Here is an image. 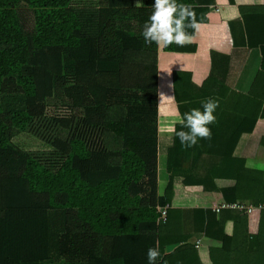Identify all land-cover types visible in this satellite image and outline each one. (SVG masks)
Segmentation results:
<instances>
[{
	"label": "trees",
	"instance_id": "obj_1",
	"mask_svg": "<svg viewBox=\"0 0 264 264\" xmlns=\"http://www.w3.org/2000/svg\"><path fill=\"white\" fill-rule=\"evenodd\" d=\"M209 1L177 0L193 7L199 23ZM153 3L0 0V264H148L147 251L157 246L156 264H202L192 234L215 242L210 264H264V210L240 213L230 236L211 211L192 210L187 233L184 211L171 207L172 182L157 195V45L142 35ZM23 6L33 11L31 33L18 18ZM261 54L248 94L227 98L242 120L229 138H214L225 161L264 106V44ZM211 83L218 85L208 79L205 86ZM53 98L70 113L49 120L48 142L61 157L51 170L11 139ZM179 144L175 136L174 148ZM230 163L238 169L225 202L264 204L261 175ZM182 176L188 187L215 190L213 177ZM258 217V228L248 231V220Z\"/></svg>",
	"mask_w": 264,
	"mask_h": 264
},
{
	"label": "crops",
	"instance_id": "obj_2",
	"mask_svg": "<svg viewBox=\"0 0 264 264\" xmlns=\"http://www.w3.org/2000/svg\"><path fill=\"white\" fill-rule=\"evenodd\" d=\"M207 3L206 22L200 23L194 40L184 45L194 47L193 51H166L164 46H157V195L163 196L171 181V207L184 211L185 232L189 233L193 227L192 210L202 209L215 214V220L230 236L243 211L222 209L215 213L213 207L226 203L224 193L230 196L234 192L238 166L230 160H239L246 171L260 174L264 182V106L253 130L240 136L231 158L225 161L215 153L218 145L214 138H229L242 120L227 98L230 93L246 96L260 69L264 0H210ZM208 79L218 85L205 86ZM207 99L219 102L214 113L216 122L209 125L212 138L199 139L191 148L186 149L181 143L174 148L175 133L171 129L181 125L184 113L194 108L203 111L202 104ZM221 151L228 153L227 148ZM186 172L196 180L213 177L210 183L215 190L184 185L182 173ZM238 204L253 205L248 200ZM258 224L259 217L248 220V231L257 229ZM195 237L192 234L191 240L200 244L197 251L201 263L210 264L208 251L215 242L204 235ZM63 263L68 264L65 259Z\"/></svg>",
	"mask_w": 264,
	"mask_h": 264
},
{
	"label": "clouds",
	"instance_id": "obj_3",
	"mask_svg": "<svg viewBox=\"0 0 264 264\" xmlns=\"http://www.w3.org/2000/svg\"><path fill=\"white\" fill-rule=\"evenodd\" d=\"M139 6L138 2L137 7ZM152 8L153 12L144 24L142 32L146 43H155L157 46L172 44L184 46L194 40V33L199 31L200 23L191 5L178 3L177 0H154ZM189 28L193 29V33L187 31ZM202 107L203 111L194 108L183 114L180 123L187 130L176 131L174 127L171 129L186 149L194 147L199 139L210 140L212 138L209 125L216 122L214 113L219 107V102L207 99ZM160 255L158 246L149 248L147 251L148 264H156Z\"/></svg>",
	"mask_w": 264,
	"mask_h": 264
},
{
	"label": "rangeland",
	"instance_id": "obj_4",
	"mask_svg": "<svg viewBox=\"0 0 264 264\" xmlns=\"http://www.w3.org/2000/svg\"><path fill=\"white\" fill-rule=\"evenodd\" d=\"M76 3H88L92 0H74ZM18 18L23 30L31 33L34 28L33 11L25 6L18 9ZM46 112V115H45ZM63 101L53 98L47 101L44 115L35 119L24 132H16L11 142L28 155L38 159L47 168L53 169L61 157L51 148L48 139L54 133V127L49 120L55 116L68 115ZM74 114V113H72ZM163 160L161 156V161ZM162 166V163H161ZM161 168V175L163 176ZM165 172V171H164Z\"/></svg>",
	"mask_w": 264,
	"mask_h": 264
},
{
	"label": "built area",
	"instance_id": "obj_5",
	"mask_svg": "<svg viewBox=\"0 0 264 264\" xmlns=\"http://www.w3.org/2000/svg\"><path fill=\"white\" fill-rule=\"evenodd\" d=\"M222 209H235V210H240V211H246V212H251L254 210H264V205L263 204H258L256 206L254 205H249V204H227L223 203L221 205H215L213 207V210L215 213H219ZM158 211L162 216H165L166 213V208L165 207H158ZM200 246L199 242H196V248L198 249Z\"/></svg>",
	"mask_w": 264,
	"mask_h": 264
}]
</instances>
